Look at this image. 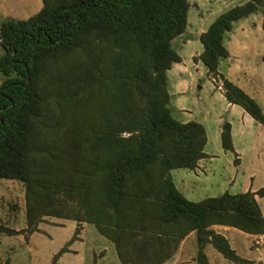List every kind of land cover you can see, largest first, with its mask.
<instances>
[{"label": "trees", "instance_id": "16d2710c", "mask_svg": "<svg viewBox=\"0 0 264 264\" xmlns=\"http://www.w3.org/2000/svg\"><path fill=\"white\" fill-rule=\"evenodd\" d=\"M42 2L31 17L0 23V178L24 185L27 228L44 216L93 224L122 264H164L194 232L195 264H210L208 244L252 264L211 226L264 235L255 197L264 187L191 201L171 177L207 157L204 126L169 108L167 71L181 62L172 42L186 30L189 0ZM259 10L264 31V0L220 13L193 60L264 126L261 106L218 72L225 33ZM220 138L233 151L228 123ZM0 232L19 231L0 224Z\"/></svg>", "mask_w": 264, "mask_h": 264}, {"label": "rangeland", "instance_id": "374dc122", "mask_svg": "<svg viewBox=\"0 0 264 264\" xmlns=\"http://www.w3.org/2000/svg\"><path fill=\"white\" fill-rule=\"evenodd\" d=\"M245 1L189 0L186 30L172 42V47L184 58L185 63L190 65L191 74L196 80L184 95L186 106L191 107L193 104L197 106L198 103L206 106L215 100L218 110L222 111L224 109L225 103L219 97L214 83V81L219 82L221 78L219 76L215 78L208 76L209 74H206V68L202 64L198 65V69H194L191 58L198 56L202 48L199 34L206 30L208 25L220 13ZM42 5V0H0V23L9 18H29L36 14ZM261 19L262 13L259 10L252 15L235 21L231 29L232 38L227 41V38L224 37L223 43L232 52L236 49L241 52L243 46H249L248 57H242L244 60L242 63L238 62L237 59H233L230 63L229 73L232 82L243 85V88L248 91H251L253 86L247 80L248 76L256 81V85L254 84L258 87L256 99L263 103L264 33L261 27ZM241 27L247 29L245 34L241 32ZM2 53L3 50L0 47V56ZM255 53L258 55L255 56ZM245 73L248 76H245ZM169 78L171 79H169L168 87L170 90L168 89V91H171V85L173 84L171 73H169ZM1 79L0 77V83ZM174 97L176 96H172L169 108L175 119L182 121V119L188 117L190 120H198L197 116L191 118V115L187 113L176 112L173 108ZM227 115L225 112L224 119H230ZM236 119H238V115H236ZM256 124L264 130L262 124ZM208 131L210 135V130L208 129ZM220 144V140L216 143L209 140L207 149L218 155L208 167L212 171L209 177L205 178L191 169L176 168L171 170L174 184L187 199L199 201L206 197L218 196L224 192L241 193L243 191L240 183L236 186L227 184L234 167V155L231 151L219 154ZM228 160H230V165ZM234 162H237V160L235 159ZM241 175L242 173L239 171L237 175L239 180H243ZM25 208L24 185L19 181L0 178V224L19 231L14 235L0 232V255L4 258L8 257L10 259L9 264H118L114 246L98 233L93 224L44 216L34 227L35 230H30V228H27ZM79 226L80 228L76 230ZM225 235L237 254L247 257L245 256L246 249L251 247L255 252H262L263 254H261L264 255L262 249L264 240L259 243L256 240L251 241L248 235L242 231H239V233L228 231L225 232ZM240 246L247 247L245 251L244 249L241 250L245 254L239 250ZM63 249L65 250L61 252ZM103 251V257H99L98 255ZM205 252L211 264H233L211 245L206 246ZM195 254L196 243L191 239L187 240L176 264H195Z\"/></svg>", "mask_w": 264, "mask_h": 264}, {"label": "crops", "instance_id": "0c3cea01", "mask_svg": "<svg viewBox=\"0 0 264 264\" xmlns=\"http://www.w3.org/2000/svg\"><path fill=\"white\" fill-rule=\"evenodd\" d=\"M253 25H255V24H253ZM261 25H262V19H261ZM240 29H241L242 33L244 32V34L247 32V29L245 27H241ZM203 31H205V30H203ZM231 31L232 30L227 31L224 35V37L227 38V41L232 38ZM263 33H264V31H263ZM248 48H249V46L245 45L241 49V52L239 51V49H236V50H234V52H232L226 46V49L228 50L229 54L226 58L220 60V62H219V65H218L219 74L232 82V79H231L230 73H229L230 72L229 67L231 66L230 63H232L233 59L234 60L237 59L238 62L242 63L244 61L242 59V57H248V54H249ZM202 49H203V47L201 48L200 52L202 51ZM251 49H252V47H251ZM200 52L198 53V55L200 54ZM257 53H255L254 55L257 56L258 55ZM234 54H236V55H234ZM180 57H181V62L174 63L172 65V67L167 71L168 86H169V79H171V78H169V73H171L172 80H173V84L171 85V91H168L169 95H170V102H171L172 96L175 95L176 97H174L175 102L173 104V108L175 109L176 112L187 113L188 115H191V118L193 116H197L198 120H195V121L200 122L204 126V129L206 132V138H207L206 144H205L204 149H203V151L207 157L200 159L197 163V167L195 169H191V170L196 171L197 174H199L205 178L209 177V175L212 171L208 167H209V165H211L212 161L216 157H218L217 154H214L213 152H211L207 149V146L209 144V140H213V142H215V143L220 140V143H221L220 136H221V132L223 130V125L225 123H228L230 125V132H231L232 144H233V151H231V152L234 155V159H233L234 167L231 171L232 175L227 180V184L230 186H236L238 183H240L242 188H243L242 192H245V191L255 192L258 189L264 187V130L262 128H259V126H257L256 123H258V122H256L242 107H240L239 105H236V104H231L226 100V98L223 94L221 79H219L220 80L219 82L214 81V83H215V88L219 93L218 94L219 97L225 103L224 109L222 111L218 110L216 103H215V100L206 106L201 105L199 103L197 104V106H195L194 104L191 105V107L186 106L184 95L187 92L186 90H188L190 88V85L195 83L196 80H195V77L193 76V74H191L190 65L189 64L187 65L185 63V60L181 55H180ZM191 60H192L194 69H196V68L198 69L199 64L203 65V63L200 60L194 61L192 58H191ZM251 70H254V69H251ZM251 70H247V71H251ZM206 74H207V69H206ZM208 76H210V75H208ZM245 76H248V75H246V73H245ZM211 79H213V78H211ZM247 80L253 85L251 91L244 89L243 85H240L238 83H236V85L239 86L241 89H243L253 99H255V101H257L259 103V105L261 106V108L263 110V108H264L263 107L264 91L262 94L263 95V98H262L263 103H261V101H258L256 99V92H257V88H258L257 86H254L256 81H253L250 78V76H248ZM233 83H234V81H233ZM168 89H169V87H168ZM170 102H169V104H170ZM236 108H238L240 110H237ZM225 112L228 114L227 117L230 119H224V113ZM236 115H238V119H236ZM187 121H190V119L188 117H186L185 119H182L181 122H187ZM208 129L210 130V135H209ZM225 151H229V150H224L222 148V145L220 144V151H218V153L221 154ZM235 159L237 160V162H234ZM228 164L230 165V160H228ZM239 171L242 173L241 176L243 177V180H239V178L237 177V175L239 174ZM255 197H256V200L260 206L261 212L264 215V196L260 197V196L256 195ZM85 224H88V223H85ZM211 228L215 232L222 234L228 240L230 246H231V242L229 241L228 237L225 235V232L230 231V232L239 233V231H240L238 229H237L238 231L235 230L236 228L234 229V227L225 226V225H213V226H211ZM246 235H248V237L251 239V241L256 240L257 243L263 242V240H264V235H252V234H248V233H246ZM101 236H103V235H101ZM104 238H106V237H104ZM190 239L193 242H195L194 232L189 233L187 236H185L181 240L179 247H178V250L175 253V255L164 264H176L179 260V256H180V253L182 252L184 243ZM107 240L110 241L109 239H107ZM111 243L114 246V243L113 242H111ZM208 245H210V244H208ZM245 248H247V247L240 246L239 250L241 251L244 249V251H245ZM114 249H115V246H114ZM205 249H206V247H205ZM262 249L264 252V245H263ZM103 253H104V251L101 252V254H99L98 256L103 257ZM115 253L117 256L118 264H122L121 261L119 260L116 249H115ZM261 253L262 252H255L254 250H252L251 247H249V249H246V255L245 256H247V257L241 256L239 254L238 255L243 257V258H246L248 260H251L252 264H264V255H262L263 253L262 254ZM243 254H245V253H243ZM0 260L2 262L7 261V264H9L10 259L8 257L4 258L0 255ZM208 260H209V258H208ZM209 263H210V261H209Z\"/></svg>", "mask_w": 264, "mask_h": 264}]
</instances>
